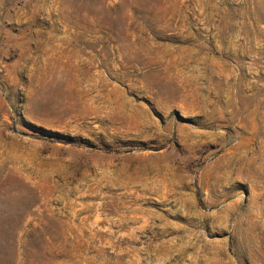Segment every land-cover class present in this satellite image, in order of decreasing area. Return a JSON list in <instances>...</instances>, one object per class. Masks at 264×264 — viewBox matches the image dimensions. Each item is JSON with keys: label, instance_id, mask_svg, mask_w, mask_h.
Here are the masks:
<instances>
[{"label": "rangeland", "instance_id": "rangeland-1", "mask_svg": "<svg viewBox=\"0 0 264 264\" xmlns=\"http://www.w3.org/2000/svg\"><path fill=\"white\" fill-rule=\"evenodd\" d=\"M0 264H264V0H0Z\"/></svg>", "mask_w": 264, "mask_h": 264}]
</instances>
